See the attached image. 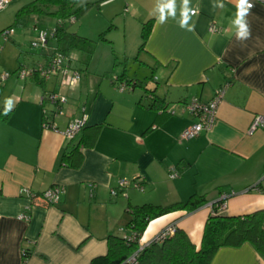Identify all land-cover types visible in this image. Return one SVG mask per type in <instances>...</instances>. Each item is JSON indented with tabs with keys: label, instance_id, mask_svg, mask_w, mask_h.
Masks as SVG:
<instances>
[{
	"label": "crops",
	"instance_id": "1",
	"mask_svg": "<svg viewBox=\"0 0 264 264\" xmlns=\"http://www.w3.org/2000/svg\"><path fill=\"white\" fill-rule=\"evenodd\" d=\"M247 2L252 5L243 17L248 35L239 37L238 0H188L186 6L184 0L105 1L104 7H120L125 14L121 37L126 47L119 63L126 68L112 71L114 77L106 81L83 73L77 66L80 54L71 52L83 80L70 91L64 116L55 120L59 131L42 127L41 104L46 91L58 89V79L41 84L36 75L4 82L0 112H12L7 120L0 117V264H91L108 253L110 236L132 235L130 206H171L205 197L207 204L197 211L153 220L140 240V245L149 244L166 228L176 227L197 249L223 195L228 199L221 215L264 209V128L249 131L255 116L264 117V0ZM151 20L153 29L140 49L143 24ZM15 35L11 41L18 44ZM55 48L51 41L39 54L24 55L20 66H45ZM118 59H112L114 68ZM123 74L122 81L134 85L132 91L121 92L113 83ZM225 83L231 84L214 127L182 140L183 130L197 122L183 104L195 98L206 103ZM158 99L162 110L152 107ZM84 104L90 114L87 127L69 142L62 132ZM97 126L96 143L84 145ZM77 147L82 164L65 166L64 156ZM172 167L180 176L171 180ZM124 178L141 179L144 190L131 187L126 196H111ZM54 186L65 189L56 205L32 202L20 191L29 188L38 195ZM24 251L30 253L25 261ZM211 264H264V257L246 243L218 250Z\"/></svg>",
	"mask_w": 264,
	"mask_h": 264
},
{
	"label": "trees",
	"instance_id": "2",
	"mask_svg": "<svg viewBox=\"0 0 264 264\" xmlns=\"http://www.w3.org/2000/svg\"><path fill=\"white\" fill-rule=\"evenodd\" d=\"M79 1L31 0L29 5L24 6V8L18 11L15 16L16 21L14 25L21 24L25 17L33 15L39 20L42 16L54 18V20H57L55 24L57 33L56 37L49 42H56V47L59 51L68 57L71 52L82 51L87 53L90 59L93 57L96 42L69 32L66 26L68 19L73 16L75 17L79 12L83 14L87 10V6L77 10ZM153 22L154 20H151L143 24L140 49H142L149 39L148 37L153 29ZM36 28L43 29L46 27H41V23L38 21ZM3 31L1 35L4 33ZM11 39L12 37L9 38V40ZM124 77L123 74V77L119 81H122ZM43 83L41 80V84ZM113 83L115 84L116 82L113 81ZM125 83L130 87L134 86L132 82L126 81ZM152 107L155 110H162L163 102L158 99ZM11 112V109L7 111L3 110L0 112V117L7 120ZM100 128V126H97L92 139L86 141L84 145L92 146L96 143ZM73 151L71 155L64 156L62 162L65 166L72 168L79 167L82 164L83 153L80 147H77ZM39 200L42 199L39 198ZM206 204L207 200L205 197L194 196L185 204L176 203L171 206H156L153 204L130 206L129 212L132 216L130 227L135 234V239L128 241L123 237L110 236L108 238V253L103 257L91 260V264H126L128 258L137 253L141 248L140 240L153 220L178 211L194 212ZM201 243L200 249H197L186 232L176 229L173 237L166 239L162 243L152 241L148 247L139 252L138 264H211L218 250L225 247L237 248L246 243H251L256 251L264 257V209L245 216L232 217L221 215L218 211V205H216L204 227ZM25 252L24 261L30 255L29 252Z\"/></svg>",
	"mask_w": 264,
	"mask_h": 264
},
{
	"label": "built area",
	"instance_id": "3",
	"mask_svg": "<svg viewBox=\"0 0 264 264\" xmlns=\"http://www.w3.org/2000/svg\"><path fill=\"white\" fill-rule=\"evenodd\" d=\"M11 0H0V11L4 10L5 7ZM77 22V17H71L67 20L66 24H75ZM36 34L32 40V47L40 48L42 50L47 49L50 44V40L56 37V26L52 29L43 28L37 29L35 28ZM212 33L217 31V27L214 25L211 30ZM2 34L4 40L7 42L10 37L15 35L14 28H8L6 31H3ZM50 61L43 67H35V68H26L21 67L17 72V76L19 80H25L29 78H33V76H38L40 80L44 83L49 81L51 78L58 79L59 85L58 89L54 92L46 91L42 98L41 104L44 105L43 108V123L42 127L44 129H52L54 131H59L57 125L55 124V120L59 119V117L64 116L65 108L69 106V93L77 88H79L82 84V74L81 72L72 65L73 57L69 55L66 56L56 47L52 50ZM12 76L11 73L4 74L0 76V81L2 83L9 80ZM116 82V86L119 88L121 92L132 91L133 87L128 86L125 82L119 81L117 78L114 79ZM231 83H225L221 87L217 89L214 94V98L206 103L202 102L199 99H193L190 103L183 104V107L197 118V122L194 125L183 130L181 139L182 140H193L203 133H207L210 131L215 123L217 118L218 106L224 101L225 94L227 89L229 88ZM47 105V106H45ZM90 114L88 113L87 107L84 104L80 107V115L72 118L67 125L65 130L62 132L63 136L69 142H73L76 138L84 131L87 127V123L89 121ZM264 128V117L261 115L255 116V120L250 127V133L253 134L257 129ZM156 129V127H154ZM180 176V171L176 167H172L170 169L169 178L176 179ZM133 187L134 189H138L140 191L144 190L143 181L141 179L136 180H128L124 178L118 184L117 188H113L111 190V196H126V191ZM21 195L27 197L32 202H36L41 198L43 202L47 205H56L61 201L62 196L65 194V189L60 186L50 187L49 190L45 191L42 194H35L29 188H23L20 190ZM95 187L91 186L90 189V197L94 196ZM227 195H223L220 201L217 203L218 211L223 212V210L227 209ZM22 219L27 221L29 217L22 216ZM176 227H168L163 232L155 237L153 241L162 243L166 239L173 237L175 235ZM125 240L132 241L135 239V234L125 235L123 237ZM152 242V241H151ZM150 245H140L141 248L137 253L128 258L126 264H138V256L139 252ZM24 251V255H25Z\"/></svg>",
	"mask_w": 264,
	"mask_h": 264
},
{
	"label": "rangeland",
	"instance_id": "4",
	"mask_svg": "<svg viewBox=\"0 0 264 264\" xmlns=\"http://www.w3.org/2000/svg\"><path fill=\"white\" fill-rule=\"evenodd\" d=\"M30 1L11 0L5 9L0 11V76L8 73L13 74L8 83L9 81H17V72L20 69L18 67L24 61V55L32 57V54H39L43 51L40 48L32 47L30 43V30L32 24L38 19L36 16L25 17L22 22L23 24L14 25L16 21L15 15L24 6L29 5ZM102 1L80 0L77 10L85 6H87V10L83 14L81 12L76 14L77 22L75 24L67 23L66 26L69 32L96 42L93 57L90 59L85 52H75L79 53L81 58L77 66L83 70V73L103 76L104 80L107 81L114 77V72L112 71L118 69V71L123 72L126 68V64L119 63L123 62L121 50L126 47V41L121 37L124 33L123 19L125 14H123L120 7H104L105 1L101 3ZM38 21L41 23V27L48 29L54 28L57 22L54 18L47 16H42ZM11 27L16 32L15 36L17 37L18 44H14L11 40L6 42L1 35L3 30ZM112 40H115L116 44L111 42ZM116 56L119 59L116 61L117 65H115L117 67L114 68L112 59ZM127 70L131 74V65L127 67ZM21 83L19 84L21 85ZM3 84L5 83L0 81V98L4 96ZM75 106L72 103L71 107Z\"/></svg>",
	"mask_w": 264,
	"mask_h": 264
},
{
	"label": "clouds",
	"instance_id": "5",
	"mask_svg": "<svg viewBox=\"0 0 264 264\" xmlns=\"http://www.w3.org/2000/svg\"><path fill=\"white\" fill-rule=\"evenodd\" d=\"M187 2H188V0H184L185 6L187 5ZM237 6H238V13H237L238 18L236 19L235 23L239 26L238 36L239 37H245L248 35V32H247L246 24L243 21V17L247 13L248 8L252 7V5L248 4L247 0H238ZM166 7L171 9L172 4L169 3L168 5H166ZM188 11L189 10L187 9V7H185L184 13H183L184 18H185V22L189 18L188 17Z\"/></svg>",
	"mask_w": 264,
	"mask_h": 264
}]
</instances>
